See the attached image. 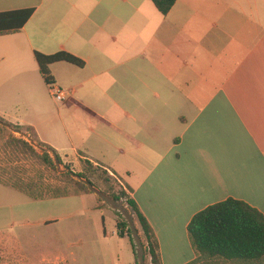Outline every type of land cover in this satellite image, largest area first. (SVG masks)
Here are the masks:
<instances>
[{
  "label": "crops",
  "instance_id": "crops-1",
  "mask_svg": "<svg viewBox=\"0 0 264 264\" xmlns=\"http://www.w3.org/2000/svg\"><path fill=\"white\" fill-rule=\"evenodd\" d=\"M45 3L0 0V12L34 9L19 32L0 36V69L20 67L25 79L16 92L37 102L26 67L33 61L42 80L34 51H65L84 67L50 66L65 99L52 98L61 105L44 125L32 117L5 121L29 128L58 156L122 179L158 240L162 264L195 259L187 226L210 205L231 198L264 216V0H176L164 16L152 4L148 17H58L41 12ZM95 100L116 102L118 111L98 112L88 104ZM176 118L179 125L169 127ZM114 131L118 158L146 167L136 178L112 168L105 147L113 148ZM162 135L171 141L159 149ZM70 197L83 206L32 205ZM96 202L89 192L33 200L0 191V264H138L136 246L146 245L137 222L127 226L134 254L123 243L129 236L102 227Z\"/></svg>",
  "mask_w": 264,
  "mask_h": 264
},
{
  "label": "rangeland",
  "instance_id": "rangeland-1",
  "mask_svg": "<svg viewBox=\"0 0 264 264\" xmlns=\"http://www.w3.org/2000/svg\"><path fill=\"white\" fill-rule=\"evenodd\" d=\"M45 1L46 3L41 12L47 10L58 17H148L150 10L155 11L149 0H127V2H120L119 0H114L115 2L112 0H55L53 5L50 2L54 0ZM131 6H137L140 14L135 12ZM140 37H143V35H140ZM24 61L27 62V59H24ZM26 67L30 71L32 79L35 76L34 85L37 91V102H35V99L25 102L23 96L16 92L17 89H21L19 84L25 79V74L21 73L23 71H20V67L12 65L9 68L0 69V74L7 76L3 81L9 82L7 84L0 81V116L3 118H0V191L11 190V188L17 189L33 200L34 198L74 195L80 192L94 193L96 194V204L100 207L99 211L102 219H104L102 227L108 233L115 232V218L117 215L127 225L132 226L135 218L131 209L127 206L126 199L129 194L122 179L112 175L103 167L88 164L83 160L74 163L58 155L54 157L48 151V146L39 142L29 128L16 126L5 121L9 117L19 120L32 117L33 120L36 118V123L44 125L42 119L56 114L60 108L61 104L53 101L63 102L65 99L63 94L64 99L57 101L53 97L50 87V94L47 92L43 86V81L37 74L33 61L30 67L29 64ZM107 82L113 81L108 79ZM25 86L28 85L25 84ZM55 87L60 89L57 86ZM115 87L116 83L109 86L111 90H115ZM110 93L116 99V93ZM88 104L92 109L102 113L118 111L116 102L112 101L95 100L88 102ZM173 108L174 110L177 109L175 105ZM174 124L179 125L177 118L172 120L169 127L174 128ZM110 135L113 140L111 143L114 146L113 148L105 147V150L113 159L115 167L112 168L118 175H120L118 171L122 170L133 172V177L136 178L141 172L145 171L146 167L142 165L133 167L126 161L119 159L115 148L117 144L116 131L110 132ZM87 136L88 138L92 137L88 133ZM164 137V135L161 136L163 143L158 142L159 149H164L171 141ZM43 153H48L52 162L44 161L42 158ZM69 153L70 151L67 152V154ZM87 201H90V199H85V205H87ZM32 205L42 208L40 210L51 208L55 211L79 209L83 206L77 197L56 199L53 202H36ZM128 238H124L123 243H131L130 238ZM140 245L143 244L140 242ZM142 247L136 246L138 264H150L147 252ZM76 248L77 252L80 253V246H76Z\"/></svg>",
  "mask_w": 264,
  "mask_h": 264
},
{
  "label": "trees",
  "instance_id": "trees-1",
  "mask_svg": "<svg viewBox=\"0 0 264 264\" xmlns=\"http://www.w3.org/2000/svg\"><path fill=\"white\" fill-rule=\"evenodd\" d=\"M150 2L164 16L176 0ZM33 13V8L0 12V36L19 32ZM33 56L39 74L48 88L54 84L50 71L52 64L65 62L78 68L84 67L82 60L65 51L53 54L34 51ZM47 148L54 157H57L53 149ZM42 158L48 163L52 162L48 153H43ZM85 162L90 164L88 161ZM65 196L68 195L55 197ZM126 203L143 235L150 264H162L158 240L151 226L130 196L127 197ZM127 226V223L117 215V234L124 237L127 230L135 254V243ZM187 234L196 255L188 264H264V216L243 201L229 198L199 211L191 218Z\"/></svg>",
  "mask_w": 264,
  "mask_h": 264
},
{
  "label": "built area",
  "instance_id": "built-area-1",
  "mask_svg": "<svg viewBox=\"0 0 264 264\" xmlns=\"http://www.w3.org/2000/svg\"><path fill=\"white\" fill-rule=\"evenodd\" d=\"M51 93L53 92V97L57 101H62L64 99L63 93L60 89L56 88L54 85L50 86ZM124 236H127V230L124 232Z\"/></svg>",
  "mask_w": 264,
  "mask_h": 264
}]
</instances>
